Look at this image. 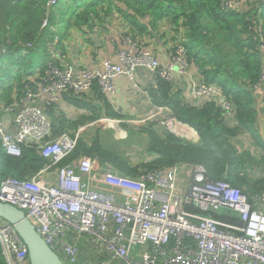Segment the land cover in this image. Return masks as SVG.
I'll use <instances>...</instances> for the list:
<instances>
[{
	"label": "built area",
	"instance_id": "1",
	"mask_svg": "<svg viewBox=\"0 0 264 264\" xmlns=\"http://www.w3.org/2000/svg\"><path fill=\"white\" fill-rule=\"evenodd\" d=\"M55 4L48 0V6ZM222 8L230 10L231 2L225 1ZM57 41L54 38L50 47ZM261 49L264 52V46ZM117 59V64L77 71L68 64H47L35 92L28 90L19 102L0 107L3 152L18 158L21 147H28L48 162L27 179H0V202L23 212L64 264H264V214L254 206L264 203V195L250 203L239 189L208 180L200 165L186 168L189 180L180 193V166L128 179L88 157L59 165L76 149L82 130L54 135L50 118L34 99L49 97L43 102L49 107L57 94L83 95L94 86L113 94L115 80L131 78L138 70L171 82V66L160 68L132 39L123 40ZM184 59V49L178 46L171 65ZM193 95L203 103L213 102L224 116H234L231 103L215 86L198 83ZM169 122L174 126L173 119ZM206 212L229 213L238 222L222 223L202 214ZM0 248L6 264H29L26 246L2 221Z\"/></svg>",
	"mask_w": 264,
	"mask_h": 264
},
{
	"label": "trees",
	"instance_id": "2",
	"mask_svg": "<svg viewBox=\"0 0 264 264\" xmlns=\"http://www.w3.org/2000/svg\"><path fill=\"white\" fill-rule=\"evenodd\" d=\"M225 1L231 2L228 11L222 8ZM47 4L48 0H0V105L19 102L26 91H36L47 64L61 66L57 57L61 55L63 39L72 30L80 29L87 35L95 25L109 24V17L116 14L130 28L123 37L133 41L143 36L151 37L164 18H171L178 24L180 21L182 32L180 38H176L177 46L184 49L186 62L196 65L202 82L215 86L231 103L236 120L234 127L226 126L223 111L213 102H206L199 108L189 106L180 99L179 93L172 95L171 83L156 77L151 99L168 109L169 118L192 132L197 143L181 140L151 121L136 127L135 131L146 140L140 151L145 152L146 159L134 166L129 156L102 147L98 139L103 137L101 131H95L89 143L79 139L75 151L61 165L86 156L98 160L101 165L108 163L127 178L175 165H201L208 180L225 181L239 188L249 201L264 192V176L247 181L243 165L248 155L238 153L230 142L239 131L246 130L264 150V142L253 131L255 112L249 93L259 86L264 73L261 49L264 46V0L241 3L238 0H56L54 6ZM240 5L244 8H239ZM144 20H148L147 26L142 24ZM162 36L157 34L159 39ZM54 38L58 41L51 48ZM64 94L63 97L72 102L81 101L85 96ZM88 108L90 115L72 121L56 112L55 103L44 107L43 112L51 120L53 134L59 135L102 115L99 108ZM105 116L123 120L111 110ZM47 163L32 148L21 147L18 158L5 155L0 148V178L24 180ZM206 214L224 223H237V218L229 213ZM0 264H6L1 249Z\"/></svg>",
	"mask_w": 264,
	"mask_h": 264
},
{
	"label": "crops",
	"instance_id": "3",
	"mask_svg": "<svg viewBox=\"0 0 264 264\" xmlns=\"http://www.w3.org/2000/svg\"><path fill=\"white\" fill-rule=\"evenodd\" d=\"M108 21L109 24L101 22L99 26L95 25L87 35H84L80 29L72 30L63 39L62 50H60L61 55L57 57L58 63L61 65L68 64L76 71L82 67L100 69L103 63L117 64V52L122 48V41L126 38L123 35L129 32L130 28L128 23L116 14L111 15ZM178 22L180 25L174 23L171 18H164L158 23V30L154 31L151 37H139L137 41L139 40L140 44L155 57L162 68L171 66L172 95L179 93V97L184 103L199 108L205 103L197 100L193 95V88L200 81H203L199 68L192 63L186 62L185 59L182 63L175 65H171L170 61L171 55L178 45L177 39L180 38L182 32L181 23L180 21ZM142 24L147 26L148 20L142 21ZM157 34L163 35L162 38L159 39ZM34 80H32L33 83ZM113 86V94H102L100 90L94 87L90 93L80 98L81 101L77 102L66 100L63 97L65 94H57L55 96L56 112L63 115L67 120H74L82 115H90V113L87 114L88 111L86 110L89 109L88 106L99 108L102 115L97 120L82 126L83 133L91 129L101 131L99 128L102 123L110 121L112 124L116 123L115 127L119 123L140 124L146 119L156 117L161 112V109H163V112L164 110L167 111L151 99V91L155 89L154 78L146 71L138 70L131 78H119L113 82ZM48 99L49 97L43 96L34 99L32 103L42 108L43 102ZM110 110L120 115L123 120L106 118L105 113ZM223 120L228 127L236 125L234 116H224ZM157 123L159 124V122ZM172 133L181 140L198 141L192 132L180 124L172 126ZM237 137H242L243 139V149H240L238 153L243 152L248 155V159L243 165L247 181L251 182L261 179L264 176V150L254 142L251 134L246 130L239 131L235 138ZM235 138H232L231 142ZM134 149L138 154L141 151ZM143 160L133 159L131 165H136ZM254 172H257L258 175L254 174ZM188 180V174L180 175L177 193H180L186 187ZM258 208L260 212L264 213V203L259 205Z\"/></svg>",
	"mask_w": 264,
	"mask_h": 264
},
{
	"label": "water",
	"instance_id": "4",
	"mask_svg": "<svg viewBox=\"0 0 264 264\" xmlns=\"http://www.w3.org/2000/svg\"><path fill=\"white\" fill-rule=\"evenodd\" d=\"M262 69L264 71V58ZM249 93L252 96V109L255 112L253 131L264 142V79L258 87L249 90ZM0 219L13 227L18 238L26 246L29 264H63L21 211L0 203Z\"/></svg>",
	"mask_w": 264,
	"mask_h": 264
},
{
	"label": "rangeland",
	"instance_id": "5",
	"mask_svg": "<svg viewBox=\"0 0 264 264\" xmlns=\"http://www.w3.org/2000/svg\"><path fill=\"white\" fill-rule=\"evenodd\" d=\"M239 8L243 9L244 7L242 5H240ZM200 83L204 84L202 81H200ZM162 110L163 109H161V112L156 117L146 119L144 122L140 123L141 125L137 124V123H128V124L119 123L117 125V127H115L116 126L115 122H114V124H112L111 121L102 123V125L99 129L101 130L100 133L103 137L98 138L100 144L102 145L103 148L110 149L111 151L117 150L118 154L123 155V156H126V155L129 156L131 161L133 159H140V160L145 159L146 156H145L144 151H142L139 154H138V152L134 151L135 150L134 148L142 150V148L146 144V140L144 139V136H141L134 129H136V127H138V126H144L146 122H151V121L157 120V122H159L160 126L164 127L166 130L168 128L172 130L171 123L169 122L170 119L167 118L168 114L166 112H163ZM70 121H72V120H70ZM77 128H80L82 130V126H78ZM76 129H74V130L68 129V131L71 132V131H75ZM94 133H95V130H93V129L88 130L87 132H83L80 134V140H82L83 142L86 141V143H89L91 137L94 136ZM242 141H243L242 137H239V138L237 137V138L232 140L231 144H233V146L236 148V150H240V149L242 150L243 149ZM61 163L59 165H61ZM105 164H108V163H105ZM106 168H104V170H106ZM244 173H245V171H244ZM254 174L258 175L257 172H254ZM84 249H85L84 253L86 255V253H87L86 252V244H84ZM136 250H139V249L136 248ZM111 264H120V263L114 262Z\"/></svg>",
	"mask_w": 264,
	"mask_h": 264
},
{
	"label": "clouds",
	"instance_id": "6",
	"mask_svg": "<svg viewBox=\"0 0 264 264\" xmlns=\"http://www.w3.org/2000/svg\"><path fill=\"white\" fill-rule=\"evenodd\" d=\"M239 7V6H238ZM126 38H129V37H126ZM125 39V38H124ZM123 39V40H124ZM130 39V38H129ZM136 42V41H135ZM138 43V42H137ZM122 44H123V41H122ZM139 44V43H138ZM141 45V44H140ZM142 46V45H141ZM143 48H144V46H142ZM178 47V46H177ZM177 47H175V50H176V48ZM147 50V49H146ZM148 51V50H147ZM149 52V51H148ZM175 52V51H174ZM174 52H173V54L171 55V57L174 55ZM150 53V52H149ZM151 54V53H150ZM152 55V54H151ZM153 56V55H152ZM154 57V56H153ZM155 58V57H154ZM156 60V59H155ZM157 61V60H156ZM158 62V61H157ZM159 64V63H158ZM65 65V64H64ZM159 67L160 68H162L160 65H159ZM87 68V67H86ZM133 76V75H132ZM156 78V77H155ZM264 79V73L262 74V78H261V81ZM172 82V81H171ZM171 82H169V83H171ZM154 84H155V86H156V83H155V80H154ZM211 86V85H210ZM94 87H96L98 90H99V88L97 87V86H94ZM93 87V88H94ZM92 88V89H93ZM91 89V90H92ZM35 92V91H34ZM101 92V91H100ZM90 93V92H89ZM102 93V92H101ZM60 94H64V93H60ZM88 94V93H87ZM87 94H83V95H87ZM102 94H104V93H102ZM24 97V96H23ZM22 97V98H23ZM21 98V99H22ZM54 103H55V101H54ZM54 103H52V104H54ZM205 104V103H204ZM8 106H10V105H8ZM51 106V105H50ZM0 107H6V106H4V105H0ZM44 107H47V106H44L43 105V107L41 108L42 110H43V108ZM164 109H166V108H164ZM167 111H165L164 110V112H166L168 115L170 114V112H169V110L168 109H166ZM5 117V118H4ZM1 118H2V120H9V116L8 115H2L1 116ZM175 124H176V121H174V126H175ZM78 129H80V128H77L75 131H66V132H68V133H74V132H76ZM167 130H170V132H172V130L171 129H167ZM82 133V132H81ZM80 139V138H79ZM78 139V140H79ZM231 142V141H230ZM78 143V142H77ZM193 143H197V142H193ZM77 147V146H76ZM0 148H1V146H0ZM236 149V148H235ZM2 150V149H1ZM3 151V150H2ZM75 151V150H74ZM237 152H239V150H236ZM4 153V152H3ZM5 154V153H4ZM6 155V154H5ZM72 155V154H71ZM70 155V156H71ZM69 156V157H70ZM68 157V158H69ZM82 157H86V156H82ZM67 158V159H68ZM79 158H81V157H79ZM89 158V157H88ZM66 159V160H67ZM78 159V158H77ZM76 159V160H77ZM91 159H94V158H91ZM76 160H73V161H76ZM65 161V160H64ZM73 161H71V162H73ZM98 161V160H97ZM70 163V162H69ZM99 163V162H98ZM66 164H68V163H66ZM65 165V164H64ZM99 165L102 167V168H105V167H107V166H110L111 167V165H109V164H103V165H101L100 163H99ZM60 166H62V165H60ZM175 166H180L181 167V170H180V175L181 174H187V171H186V168H188V167H190V166H193V165H175ZM201 166V165H200ZM172 167V166H171ZM112 169H114L113 167H111ZM168 168V167H167ZM115 170V169H114ZM116 171V170H115ZM54 173V171L53 172H51L50 174H53ZM119 173V172H118ZM120 174V173H119ZM121 175V174H120ZM180 175H179V177H180ZM121 176H123V175H121ZM124 177V176H123ZM137 176H135L134 178H131V179H135ZM13 178V177H12ZM124 178H127V177H124ZM207 178V177H206ZM0 179H2V178H0ZM128 179H130V178H128ZM211 181V180H210ZM223 182H225V181H223ZM227 183V182H226ZM229 184V183H228ZM230 185V184H229ZM233 187V186H232ZM234 188H236V187H234ZM237 189H239V188H237ZM240 190V189H239ZM241 191V190H240ZM242 192V191H241ZM262 195H264V192L263 193H261L260 195H256L257 197L259 196H262ZM246 196V195H245ZM256 196H254V197H252L251 198V200L249 201L250 203H253V199L256 197ZM247 198V197H246ZM1 203V202H0ZM5 205H7V204H5ZM254 206H255V209L256 210H258V211H260L259 210V208H258V206H259V203H257V202H254ZM16 209V208H15ZM23 213V212H22ZM206 213H208V212H206ZM206 213H202L203 215H206V216H209V215H207ZM211 213V212H210ZM263 213V212H262ZM222 214V213H221ZM264 214V213H263ZM218 215H220V214H218ZM233 216H235V215H233ZM211 217V216H210ZM236 217V216H235ZM212 218V217H211ZM237 218V217H236ZM214 219V218H213ZM216 220V219H215ZM0 221H2L1 219H0ZM216 221H218V220H216ZM3 223H5L4 221H2ZM219 222H221V221H219ZM237 222H238V220H237ZM222 223H224V222H222ZM7 224V223H6ZM226 224H229V223H226ZM236 224V223H235ZM9 225V224H8ZM34 226V225H33ZM12 227V226H11ZM13 228V227H12ZM35 228V227H34ZM14 230V229H13ZM16 233V232H15ZM38 234V233H37ZM20 240V239H19ZM21 241V240H20ZM22 242V241H21ZM23 243V242H22ZM1 249V248H0ZM1 253H2V251H1ZM3 256V255H2ZM58 256V255H57ZM60 259V258H59ZM5 261V260H4ZM61 261V260H60ZM29 262V261H28ZM62 262V261H61ZM63 263V262H62ZM64 264V263H63Z\"/></svg>",
	"mask_w": 264,
	"mask_h": 264
}]
</instances>
